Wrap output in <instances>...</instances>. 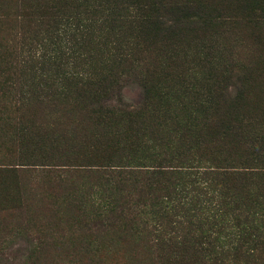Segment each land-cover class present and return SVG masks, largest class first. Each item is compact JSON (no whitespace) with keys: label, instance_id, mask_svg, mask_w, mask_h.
I'll use <instances>...</instances> for the list:
<instances>
[{"label":"trees","instance_id":"trees-1","mask_svg":"<svg viewBox=\"0 0 264 264\" xmlns=\"http://www.w3.org/2000/svg\"><path fill=\"white\" fill-rule=\"evenodd\" d=\"M31 1L23 17L46 27L44 40L32 45L36 30L30 29L19 35L27 37V46L20 44L10 50L0 44V126L9 136L8 145L17 147L37 141L28 134L29 118H36L34 123H39L49 113L56 115L53 123L59 127L66 113L77 121L91 116L111 135L126 123L138 122L155 103L167 102L183 110H195L202 104L207 109L210 104V100L199 98L196 83L207 84L200 76L183 79L184 83L192 82L177 88L175 96L170 97V89L155 81V70H149V64L144 62L141 47L146 40L155 44L157 33L173 38L190 24L203 27L221 22L220 15L208 10L203 0ZM4 2L0 0V17L7 24L10 16ZM70 39H75L76 52L69 51ZM128 77L142 89L143 98L136 107L126 103L121 95V82ZM241 84L240 89L235 84L234 98L241 96L242 91L243 97L247 95L248 85L244 88ZM207 91L209 95L211 89ZM252 94L261 106L258 90L254 88ZM222 100L229 106L224 117L216 116L214 130L209 125L197 127L186 116L178 120L181 131L175 125L170 129L179 130L178 145L168 139L163 147L155 148V140L149 138L151 146L142 145L131 157L125 156L124 162L108 161L106 169L94 171L103 178L107 191L97 197L101 201L95 199L96 211L92 213L103 216L105 221L99 224L110 228L117 222L129 226L131 235L146 238L143 249L154 262L138 257L133 264H264L259 260L264 243V195L246 193L237 199L238 206L228 210L208 181L257 175L264 179V167L209 166L208 171L201 172L197 170L198 152H191L195 157H187L189 154L177 151L180 143L198 142L212 133L222 137L239 135V104ZM62 134L63 131L53 140H59ZM156 139L162 143V137ZM30 145L36 148L38 142ZM163 148L167 150L164 152ZM17 156L24 158L22 154ZM180 158L187 162L173 163ZM8 166L3 165L0 170L14 178L16 170ZM129 180L141 183L135 197L124 192L128 189L124 183Z\"/></svg>","mask_w":264,"mask_h":264},{"label":"rangeland","instance_id":"rangeland-1","mask_svg":"<svg viewBox=\"0 0 264 264\" xmlns=\"http://www.w3.org/2000/svg\"><path fill=\"white\" fill-rule=\"evenodd\" d=\"M203 1L208 10L220 15L221 22L203 27L190 24L173 38L157 33L155 44L146 40L141 47L144 62L149 64V70H155V81L170 89V97L175 96L177 88L192 82L184 83L183 79L202 77L207 84H196L199 98L210 100L207 109L205 104L195 110H183L167 102L155 103L138 122L126 123L111 135L91 116L77 121L66 113L59 127L53 123L56 115L49 113L39 123H34L36 118H29L28 134L37 141H27L17 147L8 145L9 136H5L4 127L0 126V167L9 164L8 167L16 170L14 178L11 173L0 170V264H133L138 257L154 262L145 254L143 235L133 236L129 226L117 222L110 228L99 224L105 221L103 216L92 213L96 211L95 199L101 201L97 197L107 191L103 178L94 171L103 170L108 161L124 162L125 156L131 157L142 145L151 146L153 142L149 138L155 140V148L163 147L168 139L178 145V120L186 116L197 127L209 125L214 130L216 116L224 117L229 106L222 99L239 104L240 124L236 129V132L241 130L239 135L233 134L234 130L229 137L212 133L198 142L180 143L177 151L189 154L187 157H195L191 152H198L197 170L201 172L208 171L209 166L264 167V0ZM31 2H4L5 12L11 18L5 24L0 17V44L10 50L20 44H30L26 36H19L24 31L36 30L32 45L45 38L44 25H35L23 17ZM69 45V51L76 52L75 39H70ZM241 83L244 88L248 85L247 95L243 97L242 91L241 96L234 98L235 84L240 89ZM121 86L123 100L138 106L143 98L138 82L128 77ZM223 87L226 91L222 92ZM254 88L260 93L261 106L253 98ZM208 89H211L209 95ZM174 125L179 130L172 132ZM62 131L59 140H53ZM157 137H162V143ZM138 139L140 144L135 143ZM33 142H38L36 148L30 145ZM27 153L29 157H25ZM17 154L24 158L20 159ZM184 162H187L184 158L173 161L177 165ZM208 181L228 210L238 206L237 199L246 193H253L254 197L264 195V179L260 175ZM124 184L128 188L124 192L133 197L141 186L134 180ZM261 248L259 260L264 261V243Z\"/></svg>","mask_w":264,"mask_h":264}]
</instances>
